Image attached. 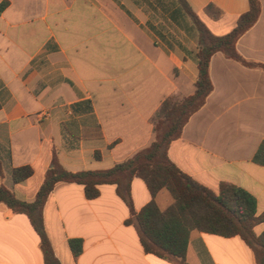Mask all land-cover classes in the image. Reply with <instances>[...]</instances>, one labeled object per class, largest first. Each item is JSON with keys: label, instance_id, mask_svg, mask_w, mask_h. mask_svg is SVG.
I'll list each match as a JSON object with an SVG mask.
<instances>
[{"label": "crops", "instance_id": "obj_1", "mask_svg": "<svg viewBox=\"0 0 264 264\" xmlns=\"http://www.w3.org/2000/svg\"><path fill=\"white\" fill-rule=\"evenodd\" d=\"M216 36L231 32L249 0H185ZM213 2L219 15L207 11ZM255 25L237 41L247 60L264 64V0ZM4 4V6H2ZM0 163L6 186L35 199L54 155L72 172L103 170L154 140L152 118L170 96L195 90L199 32L178 0H0ZM216 11V12H217ZM213 91L168 150L170 160L217 191L232 183L264 214V166L253 161L264 139V71L221 52L210 61ZM99 152V157L96 153ZM33 175L13 184L11 170ZM87 199L84 186L59 183L43 208L46 233L60 264H173L146 253L129 207L116 186L102 184ZM139 211L151 199L141 178L131 183ZM161 210L174 200L155 197ZM264 231V221L254 228ZM71 238L83 239L75 257ZM189 264H255L239 236L193 231ZM0 264H44L29 217L0 203Z\"/></svg>", "mask_w": 264, "mask_h": 264}, {"label": "trees", "instance_id": "obj_2", "mask_svg": "<svg viewBox=\"0 0 264 264\" xmlns=\"http://www.w3.org/2000/svg\"><path fill=\"white\" fill-rule=\"evenodd\" d=\"M178 1L198 28L199 47L195 60L199 74L191 95L183 99L170 96L162 102L152 118L154 140L150 145L127 160L103 170L72 172L65 169L54 155L44 181L31 202L19 199L4 184L5 172L0 163V203L5 204L13 213L29 217L40 237L44 264H60L45 230L43 208L56 185L64 182L82 184L85 196L90 200L100 196V185H115L118 196L130 210L125 223L135 226L146 253L173 264H189L186 255L190 236L193 231H199L223 237H241L251 249L255 264H264V231L256 234L254 230L257 224L264 221V214H257L256 198L245 189L228 182H222L219 189L214 191L181 171L168 156L170 144L181 137L190 117L202 108L213 91L209 68L215 53L221 52L226 58L245 67L264 71L263 63L245 59L236 47L239 38L258 21L261 2L249 0V10L240 16L236 27L226 35L216 36L195 16L185 0ZM207 11L214 16L219 15L213 2ZM96 157H99V152ZM253 161L264 166V139ZM10 174L12 183L18 184L31 177L33 169L30 166L16 167ZM134 178H141L152 196L139 211L134 208L131 193ZM163 189L174 200L166 210H161L155 201ZM68 244L73 255L79 257L83 252V239L71 238Z\"/></svg>", "mask_w": 264, "mask_h": 264}, {"label": "rangeland", "instance_id": "obj_3", "mask_svg": "<svg viewBox=\"0 0 264 264\" xmlns=\"http://www.w3.org/2000/svg\"><path fill=\"white\" fill-rule=\"evenodd\" d=\"M4 184L6 185V183L4 182Z\"/></svg>", "mask_w": 264, "mask_h": 264}]
</instances>
